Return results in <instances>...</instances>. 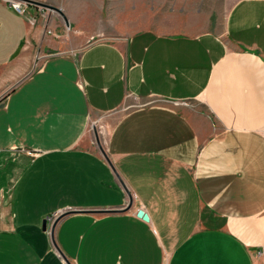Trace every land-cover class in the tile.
Returning a JSON list of instances; mask_svg holds the SVG:
<instances>
[{
    "label": "crops",
    "instance_id": "crops-1",
    "mask_svg": "<svg viewBox=\"0 0 264 264\" xmlns=\"http://www.w3.org/2000/svg\"><path fill=\"white\" fill-rule=\"evenodd\" d=\"M36 1L0 0V264H264V0Z\"/></svg>",
    "mask_w": 264,
    "mask_h": 264
},
{
    "label": "rangeland",
    "instance_id": "rangeland-1",
    "mask_svg": "<svg viewBox=\"0 0 264 264\" xmlns=\"http://www.w3.org/2000/svg\"><path fill=\"white\" fill-rule=\"evenodd\" d=\"M21 4V6L23 5H31V6H35L34 4H30L29 2L25 1V0H14V2H16ZM42 1V0H39ZM176 0H157V2L161 3V2H165L166 4H174ZM234 0H219L217 1L219 3V6H223V7H227L229 6ZM95 123L92 124L90 131H89V135L91 137V141L89 143V145L97 150L98 152H102L106 151L105 150V137H106V126L105 124H102L101 122H99L97 119L94 120ZM98 132L99 136L98 139L96 137V133ZM99 141V143H98Z\"/></svg>",
    "mask_w": 264,
    "mask_h": 264
},
{
    "label": "water",
    "instance_id": "water-1",
    "mask_svg": "<svg viewBox=\"0 0 264 264\" xmlns=\"http://www.w3.org/2000/svg\"><path fill=\"white\" fill-rule=\"evenodd\" d=\"M10 1H11L12 3L14 2V0H10ZM25 1L30 2V3H32V4H37V5L43 6V7H45V8L54 9V10H56V11L62 13V11H61L60 8L55 7V6H52V5H49V4L41 3V2H38V1H36V0H25ZM62 14H63V13H62ZM63 15H64V14H63ZM64 18H65L66 22L68 23V20L66 19L65 16H64ZM98 143H99V141H98ZM99 144H100V143H99ZM103 152H104L106 158L109 160V158H108L106 152H105V151H103ZM68 213H70V211H67V210H66V211L62 212V213L58 216V218L55 220V225L57 224L58 220H59L62 216H64L65 214H68ZM138 214H139L140 216H142V217H144V218L147 219V214H145V212H144L143 210H139ZM47 225H48V218H46V219L44 220V222H43V228H44L45 230H47ZM55 225H54V226H55ZM64 257H65V256H64ZM65 258H66V257H65ZM66 259H67V258H66Z\"/></svg>",
    "mask_w": 264,
    "mask_h": 264
},
{
    "label": "built area",
    "instance_id": "built-area-1",
    "mask_svg": "<svg viewBox=\"0 0 264 264\" xmlns=\"http://www.w3.org/2000/svg\"><path fill=\"white\" fill-rule=\"evenodd\" d=\"M13 5L15 6V8L18 10V11H22V7L19 3H16V2H13ZM57 215V214H56ZM55 215V216H56ZM263 252H264V247H263Z\"/></svg>",
    "mask_w": 264,
    "mask_h": 264
},
{
    "label": "bare ground",
    "instance_id": "bare-ground-1",
    "mask_svg": "<svg viewBox=\"0 0 264 264\" xmlns=\"http://www.w3.org/2000/svg\"><path fill=\"white\" fill-rule=\"evenodd\" d=\"M16 3H17V1H16Z\"/></svg>",
    "mask_w": 264,
    "mask_h": 264
}]
</instances>
